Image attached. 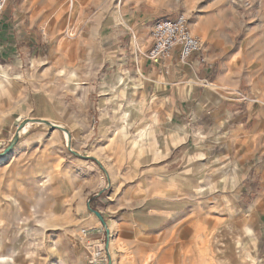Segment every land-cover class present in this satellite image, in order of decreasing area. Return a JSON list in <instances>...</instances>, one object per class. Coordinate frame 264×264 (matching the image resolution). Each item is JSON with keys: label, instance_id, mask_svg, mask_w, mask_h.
<instances>
[{"label": "rangeland", "instance_id": "374dc122", "mask_svg": "<svg viewBox=\"0 0 264 264\" xmlns=\"http://www.w3.org/2000/svg\"><path fill=\"white\" fill-rule=\"evenodd\" d=\"M68 4L85 11L58 24L60 76L0 130V264H89L105 245L111 264H264V203L250 210L264 157L235 168L232 155V103L239 114L264 105V0H119L125 35L94 46L74 44L93 0ZM179 13L203 39L204 57L220 54L202 64L207 76L229 59L235 86L201 81L200 67L188 90L186 80L166 85L169 77L151 74V20ZM154 195L187 207L151 231L124 218Z\"/></svg>", "mask_w": 264, "mask_h": 264}, {"label": "crops", "instance_id": "0c3cea01", "mask_svg": "<svg viewBox=\"0 0 264 264\" xmlns=\"http://www.w3.org/2000/svg\"><path fill=\"white\" fill-rule=\"evenodd\" d=\"M68 1L73 2V0H9L7 2L0 18L2 40L0 48V130L14 124L18 117L36 106L39 93L51 88L54 78L60 76L62 69L60 61L64 59V56L57 52L58 40L53 41L57 34L58 24L68 23L70 20L68 14L72 12L83 13L85 11L84 7L73 10ZM111 1L103 0L105 4L100 5L97 0H93L92 15L87 25L80 27V33L74 42L75 46L83 43L91 46L103 45L106 44L103 39L113 37L115 40H119L125 35V12L118 4L119 0H116V5L109 4ZM79 18L80 16H77L75 21L78 22ZM157 20L159 19L152 18L151 27ZM140 23H147V16L142 13L138 22L139 26ZM109 28L110 31L107 32ZM213 34L215 38V32ZM49 43L53 46L46 48L45 45ZM201 55H203L202 52ZM205 56L206 61L211 63L220 57V54L218 52ZM71 57L74 59L76 55ZM193 57H197V59L196 62L191 61L190 66L182 65L176 56L167 62V67L164 69L152 65L149 61L148 65L156 71L151 70L152 75L157 73L156 77L170 78V81L161 82L163 84L169 85L174 81L173 83L179 85L186 80L185 90L189 89L192 83L190 78L192 75H196L198 67L202 71L200 80L208 81L210 85L226 83L235 86L237 83L238 66L229 62V59L225 60L219 71L208 77L209 67L199 63V55ZM248 83H250L249 80ZM199 87H206V85L199 83ZM183 107V109H190L185 104ZM204 107L208 106L204 104ZM223 113L219 114L220 119L231 115L229 111ZM238 118L244 120L245 123L237 126ZM244 124L248 127L245 128ZM232 155H239L238 161L236 160L234 164L235 168L242 162H247L249 167H253L252 159L256 158V155L260 158L264 157V105H247L246 112L239 114L236 105L232 103ZM257 169L263 176V159L259 161ZM262 181L264 182V180L260 182ZM263 203L264 185L261 194L250 204V210L252 211L257 206H263ZM186 207L187 203L182 200L154 195L140 200L130 209L124 208L126 209L124 218L141 230L151 231L167 222L177 220V215ZM95 232H99V230L97 229Z\"/></svg>", "mask_w": 264, "mask_h": 264}, {"label": "built area", "instance_id": "2783aa9c", "mask_svg": "<svg viewBox=\"0 0 264 264\" xmlns=\"http://www.w3.org/2000/svg\"><path fill=\"white\" fill-rule=\"evenodd\" d=\"M9 0H0V18ZM151 44L146 52V58L154 66L166 68L167 62L176 56L178 62H185L193 56L199 55V63L207 61L201 52L203 39L193 34L188 26L187 18L183 13L173 18H163L155 21L150 30ZM2 46L0 32V48ZM83 235L90 231L83 230ZM89 264H108L105 247L91 253Z\"/></svg>", "mask_w": 264, "mask_h": 264}, {"label": "water", "instance_id": "95a60500", "mask_svg": "<svg viewBox=\"0 0 264 264\" xmlns=\"http://www.w3.org/2000/svg\"><path fill=\"white\" fill-rule=\"evenodd\" d=\"M16 140H17V135H15V137L10 142V144L7 146V148L5 149V151H8L14 145V143L16 142ZM92 212L99 218V220L102 223V225H105V221L103 219L102 214L99 211H97V210H92ZM106 230L108 232V229H106ZM104 247H105V251L107 253V257H108V264H111V256H110L109 247H108V245H105Z\"/></svg>", "mask_w": 264, "mask_h": 264}, {"label": "bare ground", "instance_id": "6f19581e", "mask_svg": "<svg viewBox=\"0 0 264 264\" xmlns=\"http://www.w3.org/2000/svg\"><path fill=\"white\" fill-rule=\"evenodd\" d=\"M109 231V230H108Z\"/></svg>", "mask_w": 264, "mask_h": 264}]
</instances>
